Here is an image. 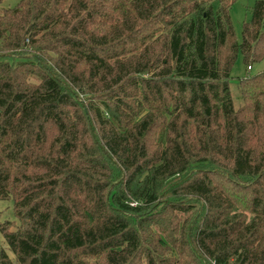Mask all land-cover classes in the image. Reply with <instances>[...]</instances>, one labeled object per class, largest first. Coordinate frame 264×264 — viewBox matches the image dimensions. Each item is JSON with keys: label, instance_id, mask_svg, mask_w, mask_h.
Listing matches in <instances>:
<instances>
[{"label": "trees", "instance_id": "16d2710c", "mask_svg": "<svg viewBox=\"0 0 264 264\" xmlns=\"http://www.w3.org/2000/svg\"><path fill=\"white\" fill-rule=\"evenodd\" d=\"M0 0V264H264V0Z\"/></svg>", "mask_w": 264, "mask_h": 264}, {"label": "rangeland", "instance_id": "374dc122", "mask_svg": "<svg viewBox=\"0 0 264 264\" xmlns=\"http://www.w3.org/2000/svg\"><path fill=\"white\" fill-rule=\"evenodd\" d=\"M18 0H10L4 3L3 6H8V4L14 5ZM257 0H236L233 4L230 14L233 21L235 33L239 41L242 39V29L245 21L250 20L252 16V10ZM264 70V59L259 62H255L252 65V68H248L244 62L243 56L240 55L236 61L231 78V90L233 93L234 101L236 106H239L242 102L239 91V81L240 79L248 76L255 75ZM14 210L12 200H0V221L4 222L6 220H14ZM2 244L7 249L9 255L15 260V264H20L19 261L15 258L11 250H9L8 245L3 237Z\"/></svg>", "mask_w": 264, "mask_h": 264}]
</instances>
